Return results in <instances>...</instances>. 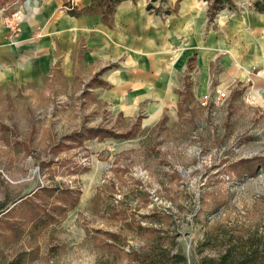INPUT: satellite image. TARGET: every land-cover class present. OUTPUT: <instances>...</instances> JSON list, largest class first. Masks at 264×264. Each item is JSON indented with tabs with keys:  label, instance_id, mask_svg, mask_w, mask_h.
I'll return each mask as SVG.
<instances>
[{
	"label": "rangeland",
	"instance_id": "1",
	"mask_svg": "<svg viewBox=\"0 0 264 264\" xmlns=\"http://www.w3.org/2000/svg\"><path fill=\"white\" fill-rule=\"evenodd\" d=\"M90 84L0 95V264L264 259V104L218 87L176 115L125 114Z\"/></svg>",
	"mask_w": 264,
	"mask_h": 264
},
{
	"label": "crops",
	"instance_id": "2",
	"mask_svg": "<svg viewBox=\"0 0 264 264\" xmlns=\"http://www.w3.org/2000/svg\"><path fill=\"white\" fill-rule=\"evenodd\" d=\"M149 1L118 5L111 27L99 14L71 16V0H31L18 36L0 17V95L90 81L114 112L176 115L188 96L205 105L216 88L241 94L240 86L264 104V0H235L213 21L205 0H168L170 15L149 12ZM74 4L80 11L91 0Z\"/></svg>",
	"mask_w": 264,
	"mask_h": 264
},
{
	"label": "trees",
	"instance_id": "3",
	"mask_svg": "<svg viewBox=\"0 0 264 264\" xmlns=\"http://www.w3.org/2000/svg\"><path fill=\"white\" fill-rule=\"evenodd\" d=\"M128 1V0H91V4L88 8H85L83 10H70L69 14L71 16H75V17H79L81 15H96L99 14L102 16L103 22L111 27L112 26V21H113V17H114V13L118 7V5L122 4L123 2ZM136 0H133V2ZM208 4H209V18L210 20H214L217 15L224 9H233L236 8V5L234 3V0H205ZM168 3V0H150L149 4L147 6V9L149 12H156V13H160V14H164V15H170V11H163V8L166 7V4ZM255 6V5H254ZM257 7V6H256ZM194 61V59H192L190 61V70L193 69V66L191 65V63ZM44 192L46 194H49L50 196H52L53 194H55L56 192H58V196L57 199L59 198L60 201L66 203L65 205H71L70 204L72 202V196H71V192H60V191H56L53 193L49 192V190H44ZM12 212V211H10ZM9 212V213H10ZM8 213V214H9ZM49 215L44 214L43 217L40 218V220L38 221L39 223H37V227H44V225L47 223V221L49 220ZM161 255V254H160ZM250 255V256H249ZM141 259H143L144 262L146 261H150V264H157L156 262H154V258H148L146 257H142L140 256ZM161 257L163 258V262L166 264V262L168 261H172L175 264H187V259L183 256L180 255H175L172 258L169 255H164L162 254ZM222 263L221 264H264V259L260 258L259 253L256 252H252V254H248V253H239V257H237V259H230V255H226L222 258Z\"/></svg>",
	"mask_w": 264,
	"mask_h": 264
},
{
	"label": "built area",
	"instance_id": "4",
	"mask_svg": "<svg viewBox=\"0 0 264 264\" xmlns=\"http://www.w3.org/2000/svg\"><path fill=\"white\" fill-rule=\"evenodd\" d=\"M5 1V0H0ZM8 1V0H7ZM0 4V17L4 25L16 36L21 32V24L30 17L33 12L31 0H9ZM75 9L74 0H71L70 6L64 7V10ZM218 99L224 101L226 94L224 91H218Z\"/></svg>",
	"mask_w": 264,
	"mask_h": 264
}]
</instances>
